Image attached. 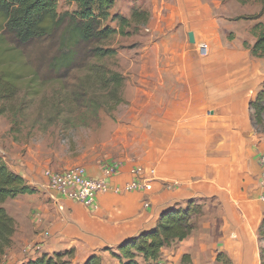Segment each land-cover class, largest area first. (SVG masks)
Masks as SVG:
<instances>
[{
    "label": "crops",
    "instance_id": "crops-1",
    "mask_svg": "<svg viewBox=\"0 0 264 264\" xmlns=\"http://www.w3.org/2000/svg\"><path fill=\"white\" fill-rule=\"evenodd\" d=\"M170 5L162 30L169 33L160 43L163 63L139 69L128 113L108 121L98 145L93 140L91 147L55 167L83 165L90 176L101 177L108 162L122 164L93 206L61 197V209L43 188L47 178L41 162L32 160V154L3 156L37 191L4 203L16 231L0 264L70 249L71 264H85L94 253L102 255V264H120L105 249L154 229L166 209L192 201L202 204L204 213L190 236L163 249V261L171 250L168 260L189 254L195 262V253L218 249L235 259L255 247L264 221L259 161L264 133L251 122L250 102L264 85V64L254 60L255 68L242 66L248 50L239 47L219 51L212 65L210 55L195 51V45L209 42L226 23V12H213L211 0ZM174 20L178 29H171ZM220 59L231 64L226 62L225 69ZM252 90L257 92L252 95ZM135 166L155 170L152 189L116 193V186L133 179L130 169ZM136 258L147 263L142 254Z\"/></svg>",
    "mask_w": 264,
    "mask_h": 264
},
{
    "label": "trees",
    "instance_id": "trees-1",
    "mask_svg": "<svg viewBox=\"0 0 264 264\" xmlns=\"http://www.w3.org/2000/svg\"><path fill=\"white\" fill-rule=\"evenodd\" d=\"M68 1L75 3L77 9L59 12L58 0H0V101L5 104L0 110L1 113L8 107L13 109L11 102H14L18 94L19 82L28 66L17 45L27 50L43 42L44 50L41 49L37 59L40 61V67L45 66L47 72L41 82L61 81L64 87H67L64 79L79 65L88 70L79 85L85 94L90 91V87L96 86L95 83H100L99 88L107 91L102 98L111 99L114 102L112 108L124 101L122 89L125 77L120 72L103 66L105 59L117 55V50L109 46L108 41L117 33L129 34L126 29L133 24H147L149 12L134 9L130 17L115 16L119 21V27L116 29L105 25L115 0ZM259 2L262 9L258 15L250 17L251 19H259L264 15V0ZM253 33L256 40L251 52L253 56L264 59V23H256ZM245 45L248 46L247 43ZM34 77L32 80L35 83L36 78L39 79L36 72ZM75 94L79 100L83 98L82 93L75 91ZM62 102L68 106L69 100L67 98ZM85 106L86 115L82 117L83 122L90 118V126L93 122L96 127L99 126V108L90 100ZM250 109L252 123L255 126L263 125L264 85L255 99L251 100ZM36 191L37 189L30 187L22 175L12 171L0 155V260L11 247L16 231V220L7 211L4 203L8 199ZM203 213L202 204L194 201L186 206L168 208L160 215L154 229L127 239L116 249L107 248L105 251L118 258L120 264H142L136 258L138 254L144 256L146 264H153L150 262H157L162 258L165 247L191 235L196 227V219ZM260 236L264 238V221ZM73 257L74 250L70 249L53 255L44 253L21 264H71ZM190 258L189 254H185L182 262L190 263ZM216 260L222 264H233L232 259L224 252H219ZM85 264H102V255L92 254ZM261 264H264V248L261 249Z\"/></svg>",
    "mask_w": 264,
    "mask_h": 264
},
{
    "label": "rangeland",
    "instance_id": "rangeland-1",
    "mask_svg": "<svg viewBox=\"0 0 264 264\" xmlns=\"http://www.w3.org/2000/svg\"><path fill=\"white\" fill-rule=\"evenodd\" d=\"M174 1L176 0H115V5L110 11V17L105 22V25L112 28L118 29L119 27V21L115 16L130 17L134 9L149 12L147 24H133L126 29L129 34L117 33L108 41V45L117 50V55L105 59L103 66L116 70L125 77V84L122 89L124 101L116 108H112L114 102L111 99L105 100L102 98L107 91L99 88L100 83H95L96 86L90 87V91L85 94V91L79 85L88 74V70L79 67V65L64 79L67 87H64V83H61V81L55 83L41 82L47 68L45 66L40 67V61L37 57L41 49L44 50V42L27 50L23 46L17 45L18 51L22 53L21 56L25 58L28 66L24 71V77L19 82L18 94L14 102H11L12 107L14 105L15 108L13 107L10 110L7 106L6 111L0 112V155H2V158L5 160V158L11 159L10 156L15 154H32L34 156L32 160L36 159L41 162L45 169L60 170L55 167L63 166L69 159L75 158L80 150L85 151L88 147H91L94 144L92 143L93 140L98 145L97 140L106 135L104 130L108 121L121 120L122 115L128 113L132 104L131 100L135 97L134 95L130 96V93H133L132 89L138 83L139 72L141 71L139 69L146 66L155 67L163 63L160 43L169 32L162 30L165 29L163 28L166 25L164 19L168 17V8ZM211 2L215 6L213 12L219 14L226 12L223 14L226 23L222 25L223 30L219 27L217 31L210 35L209 42L197 41L195 51H203L205 55H210L211 64L214 65L213 60L216 59L219 51L224 49L236 50L240 47L243 50H248L247 55L242 56L240 59L242 66L250 70L256 66L254 60H259L261 67L264 60L253 56L251 52V47L256 40L253 27L258 22L264 23V15L259 19L250 18L260 13L262 5L259 0H211ZM76 9L77 5L75 3L68 0H58L59 12L74 11ZM171 21L173 22V19ZM174 22L171 29H178V22L175 20ZM12 44L14 43L12 42ZM226 62L228 61L224 60L220 65L225 68L227 67L225 65L231 64L230 61L227 64ZM35 72L39 79L36 78L34 83L32 79ZM75 91L82 93L83 98H80L81 100L76 98ZM252 92L253 95L257 91L252 90ZM92 97L94 98L92 99ZM67 98L69 100L68 106L67 103L62 102ZM89 100L96 104V108H99L100 125L97 127L95 122L91 126L88 124L90 118L85 122L82 119L86 115L85 105ZM69 104H71V107H69ZM3 105H5L4 101H0V110ZM254 127L260 133H264V124L254 125ZM262 248H264V238L260 236L259 232L255 247L243 255L239 256V253H237L235 259L230 257L224 250L213 249V251L209 250L201 255L195 253V262L192 258L190 263H183V258L168 260L173 253L171 250L166 257L167 261H163L162 252L160 263L222 264L217 262L216 257L219 252H224L232 259L233 264H261ZM2 258L0 261H2ZM153 264L156 263L153 262Z\"/></svg>",
    "mask_w": 264,
    "mask_h": 264
},
{
    "label": "built area",
    "instance_id": "built-area-1",
    "mask_svg": "<svg viewBox=\"0 0 264 264\" xmlns=\"http://www.w3.org/2000/svg\"><path fill=\"white\" fill-rule=\"evenodd\" d=\"M262 173L261 181L264 189V151L259 157ZM122 164L119 161H111L103 168L101 177H92L88 174L87 168L83 165H75L73 167L56 170L47 168L44 175L47 183L44 187L49 193V198L57 203L61 209L63 206L59 203L61 197H66L73 201L79 202L86 207L95 204L97 196L100 192L110 189V179L118 174ZM133 179L123 186L114 188L116 193H124L132 190H151L152 183L155 180V170L147 169L143 166H135L130 169ZM264 201V190L261 196ZM161 260L154 262L160 263Z\"/></svg>",
    "mask_w": 264,
    "mask_h": 264
},
{
    "label": "water",
    "instance_id": "water-1",
    "mask_svg": "<svg viewBox=\"0 0 264 264\" xmlns=\"http://www.w3.org/2000/svg\"><path fill=\"white\" fill-rule=\"evenodd\" d=\"M190 38H191L192 41L194 40V35H193V33L190 34Z\"/></svg>",
    "mask_w": 264,
    "mask_h": 264
}]
</instances>
